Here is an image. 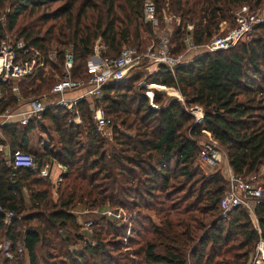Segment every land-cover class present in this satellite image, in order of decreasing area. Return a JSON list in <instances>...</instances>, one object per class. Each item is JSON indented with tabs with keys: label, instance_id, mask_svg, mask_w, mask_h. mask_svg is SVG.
Here are the masks:
<instances>
[{
	"label": "trees",
	"instance_id": "1",
	"mask_svg": "<svg viewBox=\"0 0 264 264\" xmlns=\"http://www.w3.org/2000/svg\"><path fill=\"white\" fill-rule=\"evenodd\" d=\"M146 1L153 3L158 18H178L171 33L173 52L182 49L187 34L197 45L209 41L222 22H231L234 8L246 4L254 9L264 3L0 0V42L13 34L43 55L55 51L58 60L46 73L20 82V94L39 96L49 90L60 77L66 52L73 60L71 78L80 80L88 77L95 41L106 47L102 56H116L130 43L138 46L141 27L152 33L144 21ZM252 32V39L200 54L176 67L174 75L163 65L147 75L136 68L125 79L105 85L95 103L113 123L111 143L96 130L87 101L77 104L82 126L71 123L64 108L48 107L41 121L1 127L11 153L29 152L32 129L53 132L59 152L47 154L65 169L53 185L37 170L6 165L0 151V207L15 216L5 224L0 214V235L9 251L20 244L28 264H38L39 246L43 264H247L257 241L264 243V194L253 209L254 224L240 207L222 218L219 200L226 180L218 169L205 171L198 160V139L201 130L209 132L236 175L255 173L264 164V20ZM141 79L159 90H153L158 108L149 105L145 88L138 86ZM0 89L6 94L1 112L16 100L5 85ZM176 90L182 101L170 96L165 102L167 95L160 91ZM196 106L203 111L201 124L188 111ZM116 124L134 134L118 131ZM77 204L111 209V214L119 208L126 215L123 222L107 215L93 219L92 242H87L71 211ZM77 241H83V248L72 250Z\"/></svg>",
	"mask_w": 264,
	"mask_h": 264
},
{
	"label": "built area",
	"instance_id": "2",
	"mask_svg": "<svg viewBox=\"0 0 264 264\" xmlns=\"http://www.w3.org/2000/svg\"><path fill=\"white\" fill-rule=\"evenodd\" d=\"M255 11L256 9L251 10L247 5H241L232 17L233 25L230 28L224 31L223 25L227 22H222L219 29L220 34L199 45L195 44L191 36L187 34L182 40V49L178 52L172 51L173 46L168 35L161 36L159 45L156 47L151 46L145 49L124 47L114 57L102 56L101 53L105 52L106 47L101 45L98 52H94L87 60L88 77L85 79L74 80L71 78L70 70L73 60L72 55L66 53L63 64L64 74L52 86L50 95L29 97L22 102L25 109L5 108L0 112V128L12 122L26 126L31 121H41L43 113L48 107L64 108L71 115V123L80 125L81 117L77 104L81 101H87L96 130L100 135L106 134L109 138L110 133L108 132L111 131L113 123L104 116L101 107L95 103V100L102 94L105 85L125 79L136 68L149 70L152 67L153 70L150 73H153L160 65H163L174 75L176 67L191 60L189 59L190 54L197 57L203 53L229 49L238 42L244 41L251 35L253 29L263 22L264 13L259 15ZM143 14L146 23H150L153 27L157 26L156 10L153 3L150 1L144 3ZM164 17L166 18V15ZM191 28L187 26V31H190ZM55 57L56 55L53 52H46V55H43L39 50L27 45L23 39L6 36L0 42V85H5L11 94L19 98V83L35 79L41 71L47 72V64H49V61L53 63ZM139 86L145 87L144 94L148 98L149 105L154 109L158 108L153 103L154 92L152 86L144 83H139ZM70 93L72 95L68 97ZM172 96L182 101L179 93ZM50 97H53V99ZM4 100H6V94L0 89V101ZM188 111L194 117L195 123H202L203 111L200 107H191ZM201 132L208 138L200 144L198 160L212 171L217 170L223 159L227 160L225 152L221 150L219 144L209 132L205 130H201ZM1 149L0 145V151ZM6 161V165L13 169L27 168L33 171L37 170L39 176L48 175L47 172L43 171V162L40 161L39 164L35 156L29 152L15 150L9 153ZM225 180L226 188L219 200L220 216L225 218L233 208L240 207L246 209L254 224L253 209L263 197V190L258 183L257 175L255 173L236 175L229 169ZM106 210V214H111L109 209ZM0 214H2L5 224H9L15 217L12 212L5 211L1 207ZM91 225V221L85 223L86 227ZM18 252L23 253L21 246H19ZM15 264H19V262ZM247 264H264V243L261 239L257 241Z\"/></svg>",
	"mask_w": 264,
	"mask_h": 264
},
{
	"label": "rangeland",
	"instance_id": "3",
	"mask_svg": "<svg viewBox=\"0 0 264 264\" xmlns=\"http://www.w3.org/2000/svg\"><path fill=\"white\" fill-rule=\"evenodd\" d=\"M58 4H55L50 9H54ZM244 5H246V4H244ZM238 8L239 7H236V8H234L232 10L233 17H234V13H236ZM250 9L251 10L256 9L255 12L260 15V14L264 13V3L261 6H259L258 8H254V9L250 8ZM164 15H163L162 19H160V18H158L157 14H155V18L157 19L158 23H157V26H154V27L149 23V25L154 28V30H152L151 34H147L146 29L141 27L140 35L142 37L141 38L142 42L138 46L136 45V43H130L129 45H124L121 48H124V47H135V48L145 49V48H149L151 46L156 47V46L159 45V40H160L161 36L168 35L171 38L172 31L177 26V23H179L178 22V18L175 17L174 15L172 16L171 14L166 15V18H165ZM232 25H233V18L231 19V22L227 21V23L225 25H223V30L225 31L227 28H230ZM190 26L191 25H188L189 28H191ZM152 27H151V29H153ZM217 34H220V31L218 33L214 34L213 36H215ZM5 35L6 36H11V37L13 36V34H5ZM254 36H255V34L252 32L251 35L248 36L244 41H248V40L252 39ZM101 45H103V44H101L99 40L95 41L94 47H93V50H95L94 52H98V49L100 48ZM172 46L173 47L175 46V42H172ZM47 52L48 53H50V52L56 53L53 50H49ZM100 52H102V51H100ZM191 55L192 54L189 55V59H191V60L196 57V55H192V56ZM111 57H114V56H111ZM57 61H58L57 57H55L53 63H58ZM51 63L52 62L49 61V64H47V71L49 70V68H50L49 65ZM63 64H64V61H63ZM63 64H62V67H61L60 77L59 78L57 77L56 82H54V84H56L61 79L62 75L64 74ZM151 70H153L152 67L149 70H145L146 71L145 75H147V73H150ZM139 83H144L146 85H149V84H147L144 81V79H141V82H139ZM139 83H138V86H139ZM52 86L50 87L49 90L44 91L43 94H41V95H44V94L45 95H50V90H51ZM142 87H144V86H142ZM154 89H156V88L152 86V90H154ZM157 91H159V90H157ZM161 93H163V92H161ZM175 93L176 92H169V91H168V93L165 92L164 94L167 95V96H166V100H164V101L166 102L170 98H173V97H170V96L175 95ZM50 98L53 99V97H50ZM81 124H82V120H81L80 125ZM116 127H117L118 131H120V132H124V133L131 134V135L134 134V132L127 131L124 127L120 126L119 124H116ZM108 133H110V137L109 138L106 136V134L105 135H101V136L105 137L107 139V141L111 143L112 139H113V129L111 128V131L108 132ZM207 138L208 137L204 133L201 132V136L198 139V143L199 144L203 143V141L205 139H207ZM28 140H29V148H30L29 153L34 155L35 158L37 159V161H49L50 159H52V157H50V155L47 154V153H52L53 154V153H58L59 152V143H58V140H57V135L54 134L53 132H43V131H40L38 129H35V130H33L32 132L29 133ZM46 149L48 151H50V152H48ZM221 150H223V149L221 148ZM225 161L226 160L223 159V162L218 167V169L220 170V172L222 174L225 173V169H226ZM59 169H61V168H59ZM204 169H205V171L207 173H210L212 171V169H210L207 166H205ZM56 171L58 173V170L55 167H53L52 171H51V176H50V178L52 180L50 178H47V179L50 180V182L53 185H56V183L58 182L57 180H58V178L60 176L59 175L58 178L55 179V175L57 174V173H55ZM251 174H253V173H251ZM255 174L257 175L258 183L261 185L262 190H263V194H264V164H262L259 167L258 171L255 172ZM24 195L26 196V199H27L26 202L28 203V197H29L28 191H25ZM27 206H29V204H27ZM116 209H118L117 213H115V214H113V213L112 214H106L107 213L106 208H104V209L94 208L92 210H89L88 208L86 209L83 206H80L79 204L75 205V207L71 211H72V214H74L75 217H76V223L78 225L77 231H78V233H80V235H82L83 241L92 242V240H91V228L85 226V223L88 222V221L92 222L93 219L100 218L101 216L106 214L108 217H113V218H115L117 220L120 219V221L123 222V217L126 215L125 212L123 211V213H122V210H120L119 208H116ZM109 212L111 213V209H109ZM79 213H84V214H79ZM146 213H148L149 216L155 222H157V219H156V217L154 216V214L152 212H146ZM83 241H77V242L73 243L71 245V249L75 250V251L81 250L83 248V244H84ZM19 246H20V244H19ZM19 246L16 248L15 252L14 251L10 252L9 251L10 250L9 243L6 241V239H4V236L0 235V261L6 260V259L7 260L10 259V260H12L11 264H15L17 262H19V264H28V256H27L26 252H23V253H19L18 252ZM41 252H42V249L39 246L36 249V255H37L36 257L38 259V264H43L42 263ZM188 264H191V263L189 262Z\"/></svg>",
	"mask_w": 264,
	"mask_h": 264
},
{
	"label": "crops",
	"instance_id": "4",
	"mask_svg": "<svg viewBox=\"0 0 264 264\" xmlns=\"http://www.w3.org/2000/svg\"><path fill=\"white\" fill-rule=\"evenodd\" d=\"M46 73V72H45ZM151 85V84H150ZM174 89V88H173ZM155 90H158V89H155ZM177 91V90H176ZM160 92H162V91H160ZM163 93H165V92H163ZM13 95V94H12ZM19 95V98L17 97V96H15V95H13L14 96V98H15V100H16V103H15V105L14 106H12L13 108H22V109H25V107H24V103L22 104V102H24L25 100H27L29 97H32V96H27V97H24L23 95H21V94H18ZM72 94L70 93L69 95H68V97H70ZM12 124H16V125H18L19 126V124L17 123V122H12V123H9V124H5V125H3V126H6V125H12ZM2 126V127H3ZM21 126V125H20ZM35 129H37V128H35ZM35 129H32L30 132H32L33 130H35ZM39 130V129H38ZM41 131V130H40ZM29 132V133H30ZM50 132V131H49ZM29 133H28V135H29ZM27 138H28V136H27ZM0 145H1V147H2V149H1V152L3 153V155H4V158H5V163L7 162L6 160H7V158H8V156H9V153H11V151H10V147H9V144H8V142H6V140H5V138H4V136H3V134H2V132H1V130H0ZM28 149L30 150V148H29V140H28ZM43 162V164H44V166H43V171L44 172H47V176H41V177H46V178H50V176H51V171H52V168L53 167H55L57 170H58V173H57V171L55 172V173H57L56 175H55V179H57L58 178V176H59V178H58V180L57 181H59V179H60V177H61V175H62V173L64 172V167L59 163V162H57V161H55L54 159H50L49 161H42ZM225 164H226V169H225V173H223L222 175H223V177L225 178L226 177V174L228 173V171H229V169H230V167H229V165H228V163H227V160H226V162H225ZM59 168H61V169H59ZM219 170V169H218ZM51 179V178H50ZM52 180V179H51ZM57 184V183H56ZM25 199H26V196H25ZM26 201H27V199H26ZM27 203V202H26ZM79 214H84V213H79Z\"/></svg>",
	"mask_w": 264,
	"mask_h": 264
},
{
	"label": "bare ground",
	"instance_id": "5",
	"mask_svg": "<svg viewBox=\"0 0 264 264\" xmlns=\"http://www.w3.org/2000/svg\"><path fill=\"white\" fill-rule=\"evenodd\" d=\"M176 92V91H175ZM178 94V92L175 93V95Z\"/></svg>",
	"mask_w": 264,
	"mask_h": 264
}]
</instances>
